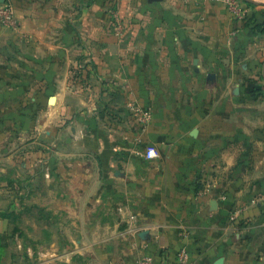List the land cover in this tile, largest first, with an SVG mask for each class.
<instances>
[{
	"label": "crops",
	"instance_id": "obj_1",
	"mask_svg": "<svg viewBox=\"0 0 264 264\" xmlns=\"http://www.w3.org/2000/svg\"><path fill=\"white\" fill-rule=\"evenodd\" d=\"M252 1L236 19L224 0H0L19 21L0 28V89L56 99L29 179L0 138V264H264V0Z\"/></svg>",
	"mask_w": 264,
	"mask_h": 264
},
{
	"label": "rangeland",
	"instance_id": "obj_2",
	"mask_svg": "<svg viewBox=\"0 0 264 264\" xmlns=\"http://www.w3.org/2000/svg\"><path fill=\"white\" fill-rule=\"evenodd\" d=\"M249 14L250 12L247 13V15ZM0 28L6 31L13 30L3 26H0ZM5 76L12 77L10 73H5ZM2 90L5 92L3 97H0V138H3L2 141L4 140V144L8 146L4 153L5 164L11 165L12 148L15 145L17 147L15 151L18 148L20 150L21 175L29 179L31 173L28 172L26 167L29 161H44L49 156L50 146L45 138H40L42 135L40 131L46 130V114L50 112V108L54 107L55 104L51 105L50 102L43 103L40 101L32 102V100H29L27 91L24 88L15 89V91L19 90V93H22L15 97H12L11 93L7 96V90L9 89H0V93ZM40 93L41 89H37L38 97ZM34 129L36 131L35 136L32 133ZM6 175L11 176V172L8 171ZM8 237L11 243L12 236Z\"/></svg>",
	"mask_w": 264,
	"mask_h": 264
},
{
	"label": "built area",
	"instance_id": "obj_3",
	"mask_svg": "<svg viewBox=\"0 0 264 264\" xmlns=\"http://www.w3.org/2000/svg\"><path fill=\"white\" fill-rule=\"evenodd\" d=\"M225 4L229 7L230 12L236 19H245L248 13L247 6L243 0H224ZM18 17L16 16L11 4L3 3L0 5V26L9 29H16L18 27ZM149 116H144L141 119L143 128H146L149 121ZM159 151L153 147L148 146L145 151V158L147 160H153L159 156ZM182 261L186 259L185 255L181 256ZM152 257L142 259L139 264H153Z\"/></svg>",
	"mask_w": 264,
	"mask_h": 264
},
{
	"label": "water",
	"instance_id": "obj_4",
	"mask_svg": "<svg viewBox=\"0 0 264 264\" xmlns=\"http://www.w3.org/2000/svg\"><path fill=\"white\" fill-rule=\"evenodd\" d=\"M150 1H154V0H150ZM156 1V0H155ZM246 3L249 4H257L256 2L252 1V0H244ZM215 79V75L214 74H209L208 76V80L209 82L213 81ZM55 97L50 98V104L54 105L55 104ZM197 134V131L193 132V135L195 136ZM140 237L141 239H143L144 241H149L150 240V233L148 231H144L142 233H140ZM225 259L223 257L219 258L215 264H224Z\"/></svg>",
	"mask_w": 264,
	"mask_h": 264
},
{
	"label": "trees",
	"instance_id": "obj_5",
	"mask_svg": "<svg viewBox=\"0 0 264 264\" xmlns=\"http://www.w3.org/2000/svg\"><path fill=\"white\" fill-rule=\"evenodd\" d=\"M248 5L253 6V5H251V4H248ZM247 24H248V25H251L252 23H251L249 20H247ZM263 31H264V29H263Z\"/></svg>",
	"mask_w": 264,
	"mask_h": 264
}]
</instances>
